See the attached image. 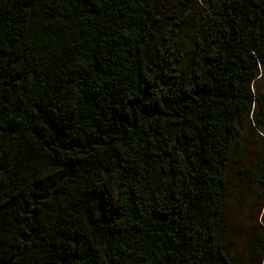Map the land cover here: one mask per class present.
I'll list each match as a JSON object with an SVG mask.
<instances>
[{
	"label": "trees",
	"instance_id": "16d2710c",
	"mask_svg": "<svg viewBox=\"0 0 264 264\" xmlns=\"http://www.w3.org/2000/svg\"><path fill=\"white\" fill-rule=\"evenodd\" d=\"M262 71L264 0H0V264H234L220 197L239 135L264 144Z\"/></svg>",
	"mask_w": 264,
	"mask_h": 264
},
{
	"label": "rangeland",
	"instance_id": "374dc122",
	"mask_svg": "<svg viewBox=\"0 0 264 264\" xmlns=\"http://www.w3.org/2000/svg\"><path fill=\"white\" fill-rule=\"evenodd\" d=\"M254 88L264 97V71L254 83ZM259 134L247 130L239 135L231 158L225 165L221 192L219 230L224 243L231 249L234 264H264L250 261V244L257 237L264 241V186L253 181L250 169L257 166L264 153Z\"/></svg>",
	"mask_w": 264,
	"mask_h": 264
}]
</instances>
